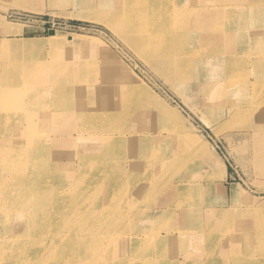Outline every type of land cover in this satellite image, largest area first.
<instances>
[{"label":"bare ground","instance_id":"obj_1","mask_svg":"<svg viewBox=\"0 0 264 264\" xmlns=\"http://www.w3.org/2000/svg\"><path fill=\"white\" fill-rule=\"evenodd\" d=\"M226 1L223 7L220 3L221 8H216L220 11L242 10V15L251 14V17L242 16L239 19V27L237 25L232 28V19L224 21L221 26H214L212 22V24H208V19L198 17L201 12L200 7L197 6L198 9L194 12L184 10L186 6L190 5V0H119L108 5L104 3L103 11H105L104 14H107V19L109 18L106 19L108 22H105L107 26L126 42L125 44L133 48L131 50H134L142 58V61L156 69L161 68V65H171V72L175 71L178 75L186 76V72L190 71L191 67L190 63L187 65V54L188 52L191 54V50L197 51L199 45L206 52L218 53L222 51L227 54V48L233 47L247 34L248 42H251L248 45L254 47L248 54L252 56L257 49L261 48L258 54L264 57V0H252L251 3L248 1L247 5H244L245 0ZM208 11L204 10V12ZM191 14L194 15L192 28L189 26V23L192 22V20L190 21ZM238 16L239 14H237ZM105 18L100 17L104 21ZM237 20L234 19V21ZM197 21H200L201 25L206 23V26L198 30ZM254 24L263 27L262 32L252 31ZM189 27L193 30L192 37L195 40L193 44H189L187 41L191 31L188 29ZM2 33H4L5 39L1 50L7 54L14 51L15 54L35 51L31 39L15 37V40H7L6 35L11 33L9 28L5 32H1V35ZM218 46L222 48H215ZM86 52H88V64H82L84 66L78 69L73 67L77 65L74 62L70 64L71 68H74L71 90L68 91V85L62 84L49 88L47 83L51 84L52 81L48 77L43 83L45 86L39 89L35 88L34 93L31 92L34 101L42 97V102L50 108V112L41 116L46 122L41 124L34 121L26 122L27 126H25L22 121L29 119L32 121L35 119L32 116L40 117L42 113H24L23 106L26 107V104H21L19 107L13 106V102L15 104L22 102V94L13 99L12 102V97L10 101L5 102V98L11 96V90H8L5 95L3 94L5 98L2 96L3 104H7L1 107L2 110H5L0 113L3 120L0 123V142L6 136H11V140L16 143L14 149L26 148L30 152H37L33 157L30 156L26 162H22L17 154H2L0 152V264H134V261H131L133 254L138 257V264H154L153 260L157 259L156 261L160 262L164 261V256L177 257L178 254H187L189 247L205 245L209 242L205 239L207 238L204 234L205 229L204 231L201 230V233L194 238L189 237L185 244L172 243L174 239L168 232L166 237H163L157 233L154 227L143 228L144 231H142L140 224H138L141 221L139 218L135 219V236L131 234L126 238V236L122 237L117 234V224L120 217L116 215V212H123V214L126 212V206L124 207L126 191L130 190L127 203L132 206L133 216L135 217V214L140 212L142 214L145 211L143 207L145 200L153 193L150 175H155V179L161 178L162 174L172 173L174 165L173 162L169 161V158L167 159L169 149L160 138L154 135L153 137H137V132L135 130L128 132L129 129L120 133L125 137L123 144L129 148L128 151L131 149L130 141L135 143L131 151V158H125V163L122 164L120 158L115 156L117 147L114 146V138L117 132L110 130V127L130 120L133 115H129V112L133 113L134 109H128L125 105L123 109L116 110L114 100L121 92L122 94H129L130 87H136L143 94H147V89L143 85H135L134 71L128 69L109 48H99L95 56L90 55L89 50ZM194 57L195 55H192L190 62L197 60L193 59ZM181 58H186V60L182 61ZM238 62L239 60L228 56L225 71L216 77L215 89L222 99L229 96L234 87L238 89H236L237 93L235 92L237 97H241L243 94L244 86H240L242 78H240L239 83H236L238 76L235 71L240 66ZM127 70L129 73H126L127 81L124 82L121 76ZM245 72L244 70L243 74ZM168 76L176 91L180 90V95L185 98L184 92L188 91L187 81L182 80L181 86L176 83L171 74ZM86 78H89L88 84ZM18 82L16 83L18 84ZM251 83L253 89L255 88L254 98L245 102V105L250 103L253 108H262L263 110L264 77ZM22 86L23 84H21ZM77 91H81V94L78 95ZM242 102L238 97L236 106ZM218 103L221 102L218 101ZM35 104L37 102L32 103L33 107ZM14 108L17 110L16 113L8 112V110L13 111ZM71 118H74L75 125L64 123ZM240 119L241 117L238 118V120ZM243 121L239 122L242 123ZM100 125L105 127L99 130L92 129ZM55 127L58 130L59 140H54L51 137V139H46L49 141L48 143L40 145L39 136L42 131L49 132L55 129L54 132H56ZM77 127L80 129L76 130ZM71 129L74 133L65 137L68 130ZM18 136H24L26 143ZM179 138L181 137H178V141L184 140ZM11 140L5 139L4 141ZM186 142L189 144L193 141L186 140ZM55 143H58L57 147L61 155L57 156L65 160L46 162L43 165V162H39V160L42 159L43 155L48 154L47 151L53 149ZM160 143H162V147ZM146 145L149 146L145 147ZM160 147L161 149H159ZM68 151L75 154L73 157H69L70 160H68ZM156 154H158L159 160H154ZM33 161L35 162L30 163ZM153 161H155L156 167L159 165L157 171L153 169ZM61 163L65 167L57 169L56 165ZM88 171H90V175H87ZM102 174L105 175L103 179L100 178ZM61 176L65 177L62 178ZM91 181L102 182L100 189L109 194L107 199L98 202L94 209L86 207L89 206L88 201L91 198H88V192L81 191V188H84V185ZM68 183L72 185L68 187ZM185 187V185H180L177 200L171 206L177 205L178 208H181L186 203V201L178 200L180 197L186 199L188 193H186V197L182 193ZM185 190L187 191V189ZM103 197L105 195L101 198ZM150 201L152 200L150 199ZM179 202L184 203L180 204ZM165 205L167 206L168 203ZM138 210L140 211L138 212ZM120 220L122 219L120 218ZM137 220L139 221L137 222ZM263 224L261 225L263 226ZM143 226L141 223V227ZM228 230L230 229L228 228ZM259 231H263L264 235V228L261 227ZM134 238H136L137 243L134 242ZM150 240H152L151 257L140 250ZM182 248L184 249L181 251ZM257 249L262 252L260 257H256L257 259L245 260V257L253 254L246 253L242 255L241 260L238 259L232 264H264L263 240L259 242ZM209 250H203V253H207L192 264H208L215 253L211 248ZM118 251L127 255L120 256ZM219 253L225 255L224 250ZM153 257L156 258L153 259ZM187 257L190 259V256Z\"/></svg>","mask_w":264,"mask_h":264},{"label":"rangeland","instance_id":"obj_2","mask_svg":"<svg viewBox=\"0 0 264 264\" xmlns=\"http://www.w3.org/2000/svg\"><path fill=\"white\" fill-rule=\"evenodd\" d=\"M117 1L119 0H0V113L5 110H2L1 107L7 104L2 102L5 98L4 95L8 90H11V96L8 94L5 102L10 101L11 97L12 102L13 99L22 94V96L20 95L23 99L22 102L15 101L16 104L13 102V106L19 107L21 104H26V107L23 106L24 113H42L40 117L32 116L35 118L32 121H30L31 119L22 121L25 126H27L26 122L34 121L40 124L46 122L41 116L50 112V108L42 102V97L34 101L31 92L34 93L35 88L39 89L45 86L43 83L48 77L52 81L51 84L47 83L49 88L62 84L68 85L67 90H71L70 87L74 79L73 69L83 67L82 64H88V52L86 51L89 50V54L95 56L99 48H109L128 69L134 71L135 85H143L147 89V94H143L136 87H130L129 94L126 95L121 92L114 100L116 110L123 109L125 105L128 109H134L133 113L129 112V115H133L130 120L110 127V130L117 132L114 138V146L117 147L115 156L120 158L122 164L125 163V158H131V151L135 143L130 141L131 149L128 151L129 148L123 144L125 137L121 134L129 129L128 132L135 130L137 137H153L154 135L160 138L169 149L167 159L169 158V161L173 162L174 165L173 172L162 174L161 178L155 179V175H150L153 193L152 196L147 197L148 200H145L146 202L143 204L145 211L142 214L140 212L136 213L137 216L136 214L135 217L133 216L132 206L127 203L130 190L126 191L124 204L126 212L125 214L116 212V215L122 219L119 218L118 220L117 234L122 237L126 236V238L131 234L133 235L136 218L141 220L140 222L137 220V222L142 231H144L143 228L154 227L157 233L163 237H166L168 232L174 239L172 243L180 245L185 244L189 237L194 238L201 233V230L206 229L204 234L208 238H205L207 242L209 241L208 243L189 247L187 254H178L177 257L164 256V261L160 262L156 261L157 259L153 260L154 264H192L207 253H203V250L210 251L209 248L215 253L208 264H232L238 259L241 260L242 255L246 253L253 254L250 255L251 257H245V260L257 259L262 253L260 249H257V245L262 240L264 241L263 231H259L261 227L264 228V109H255L250 103L245 105V102L254 98L255 88L253 89L251 82L264 77V57L258 54L261 48L250 56L248 53L254 47L248 45L251 42H248V36L245 34L242 40H239L233 47L227 48V54L222 51L218 53L206 52L200 45L197 51L191 50V54L188 52L187 60L186 58L182 59L185 56L181 58L182 61H187V65L191 64L190 71L186 72V76L178 75L175 71L171 72V65H161L159 69L154 67V70L150 64L142 61V58L134 50H131L133 48L125 44L126 42L119 38L105 23L109 18L107 19V14H104V3L108 5ZM248 1L251 3L252 0H245L244 5H247ZM226 2V0H190V5L186 6L184 10L194 12L200 7L202 13L200 12L198 17L208 19V24L213 23L214 26H221L224 21L232 19V28L237 25L240 26L239 19L242 16L251 17V14L242 15V10L220 11L217 9L221 8L220 3L223 7ZM204 10L209 11L204 12ZM237 14H239L238 17ZM100 15L102 19L106 16L105 21L100 19ZM193 16V14L190 15L192 22L189 21V26L191 28L194 24ZM234 19L238 20L234 21ZM196 23L199 24H197L198 30L206 26V23L201 25L200 21ZM190 27L188 29H191ZM7 28L11 30V33L6 35L7 40L31 39L35 51L19 54H15L14 51L7 54L1 50L5 39L4 33L1 35V32H5ZM49 30H54L55 33L50 35ZM262 30L263 27L258 24L252 26V31L262 32ZM232 31L235 32V30ZM192 32L191 29L187 38L189 44L195 42ZM215 48L220 49L222 47ZM192 55H195L193 59H197L195 62L194 60L190 62ZM227 55L239 60L240 66L235 71L238 76L236 83H239L240 78H242L243 84L241 82L240 86H244V91L241 97L238 96L243 101L238 106H236L238 97L235 95L237 88L234 87L233 92L229 96L223 97L224 99L215 89L216 77L225 71ZM198 58H200L199 61ZM73 62L77 65L71 68L70 64ZM244 70L246 71L245 74H243ZM128 71L123 72L121 76L124 82L127 81L126 73H129ZM169 74L175 78L178 85L182 86V80L187 81L188 91L184 92L185 98L180 95V90L176 91L168 78ZM88 79L86 78L87 84ZM19 80L22 83H19ZM21 84H23L22 87ZM250 91H253V94ZM77 94H81V91H77ZM33 102H37L34 107ZM250 110L251 112H249ZM15 111H17L15 108L13 111L8 110L10 113H16ZM236 116L241 117V119L238 120ZM247 116L251 117L247 119ZM241 120L244 121L241 123L239 122ZM1 122L3 120L0 115ZM64 123L76 124L74 118ZM103 127L105 126L100 125L92 129L99 130ZM79 129L77 127L76 130ZM216 129L217 131H215ZM72 130H68L65 137L73 134ZM54 131L55 129L49 132L42 131L43 134L41 133L39 136L40 145L48 143L49 141L46 139H51V137L54 140L58 139L57 128L56 132ZM18 137L24 140V136ZM178 137L184 140L178 141ZM5 139L11 140V136H6L0 142L2 154H17L22 162H26L30 156L33 157L37 152H30L26 148L14 149L16 143L13 140L5 142ZM186 140L193 142L188 144ZM162 143H160L161 147ZM57 144L55 143V147L53 146L52 150L47 151L48 154L43 155L39 162H43L44 165L46 162L64 161L65 159L57 156L60 155ZM66 153L65 155H67ZM74 155L72 151H68V160ZM155 156L154 160H159L158 154ZM154 163L155 161H153V169L157 171L159 165L156 167ZM262 166L263 168H261ZM60 167L65 166L63 163L56 165L57 169ZM87 175H90V171L87 172ZM105 175H100V178L103 179ZM61 177L64 178L65 176ZM123 177L126 178L124 175ZM67 185L69 187L72 184L68 183ZM180 185L186 186L182 191L183 195L188 193L187 197L185 196L186 199L181 197L178 199L186 201L184 207H181L182 209L178 208L177 205L171 206L177 200ZM100 187H102V182L91 181L85 184L84 188H81V191L88 192V198H91L87 208L94 209L98 202L107 199L109 194L107 191H102ZM102 194L105 197L101 198ZM152 203L154 204L152 205ZM165 203L168 205L166 206ZM141 223L144 225L143 227H141ZM185 234L187 235L185 236ZM134 242L137 243L136 238H134ZM220 243L221 245H219ZM151 245L152 240L145 243L140 250L151 257ZM223 250L225 255L219 253ZM118 254L120 256L127 255H123L120 251ZM187 256H190V259ZM155 258L153 257V259ZM132 260L134 264H138V257L135 254L131 257Z\"/></svg>","mask_w":264,"mask_h":264},{"label":"water","instance_id":"obj_3","mask_svg":"<svg viewBox=\"0 0 264 264\" xmlns=\"http://www.w3.org/2000/svg\"><path fill=\"white\" fill-rule=\"evenodd\" d=\"M54 33H55L54 30H49V34H50V35H53Z\"/></svg>","mask_w":264,"mask_h":264}]
</instances>
